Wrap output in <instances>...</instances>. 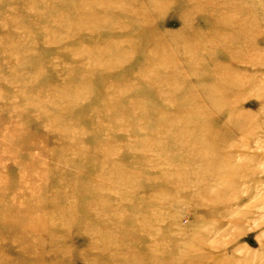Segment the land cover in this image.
I'll list each match as a JSON object with an SVG mask.
<instances>
[{"label": "rangeland", "instance_id": "obj_1", "mask_svg": "<svg viewBox=\"0 0 264 264\" xmlns=\"http://www.w3.org/2000/svg\"><path fill=\"white\" fill-rule=\"evenodd\" d=\"M0 264H264V0H0Z\"/></svg>", "mask_w": 264, "mask_h": 264}, {"label": "bare ground", "instance_id": "obj_2", "mask_svg": "<svg viewBox=\"0 0 264 264\" xmlns=\"http://www.w3.org/2000/svg\"><path fill=\"white\" fill-rule=\"evenodd\" d=\"M232 92H233V90H226L225 91V97H226V95H231L232 94ZM224 94H222V96H223ZM220 101H222L221 99H220ZM225 141V140H224ZM223 140H222V142H224ZM224 145H220V148H222Z\"/></svg>", "mask_w": 264, "mask_h": 264}]
</instances>
